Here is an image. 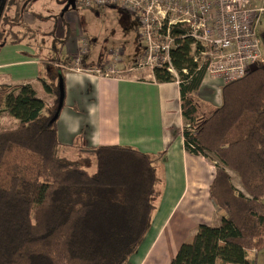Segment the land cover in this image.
I'll use <instances>...</instances> for the list:
<instances>
[{
  "label": "trees",
  "instance_id": "trees-1",
  "mask_svg": "<svg viewBox=\"0 0 264 264\" xmlns=\"http://www.w3.org/2000/svg\"><path fill=\"white\" fill-rule=\"evenodd\" d=\"M35 1L8 0L0 46L36 39L25 21ZM62 60L47 62L63 65ZM172 61L181 76L185 149L214 162L210 194L226 214L218 227L200 226L176 261L254 264L264 247V68L223 85L221 104L201 119L206 68L193 62L190 43L173 50ZM154 76L161 83L177 81L163 69ZM56 87L49 106L31 84L0 85V114L19 121L13 130L0 126V264H127L151 230L160 197L156 163L165 153L98 146L92 150L93 170L60 155ZM229 170L246 194L234 186Z\"/></svg>",
  "mask_w": 264,
  "mask_h": 264
},
{
  "label": "crops",
  "instance_id": "crops-1",
  "mask_svg": "<svg viewBox=\"0 0 264 264\" xmlns=\"http://www.w3.org/2000/svg\"><path fill=\"white\" fill-rule=\"evenodd\" d=\"M254 5L259 10L255 25L261 52L258 67L264 68V0H254ZM109 9L107 11H116L136 22L139 42L137 21L119 8ZM30 14L25 15V21L38 36V31L44 27L40 29V26H35L37 23H31L27 17ZM58 21L56 29L62 32H58L61 40L66 35L62 29L65 25L62 20ZM68 28L73 38L84 37L80 27ZM44 36L42 33L43 39ZM37 42L26 40L16 45L5 43L0 46V85L31 84L38 97L52 106L56 99V86L62 77L65 99L55 123L61 144L60 155L72 162L87 163L91 170L94 169L92 150L98 146H127L155 157L164 152L156 163L161 183L152 227L127 264H180L176 257L181 246L193 240L200 226H220L226 214L217 208L210 194L216 176L214 162L190 154L185 149L179 82H158L154 71L146 73V70L136 69L138 59L133 65L127 64L125 55L120 54L122 58L119 56L121 60H117L115 52L113 59L100 57L95 61L89 60V49L84 46V41L76 44L75 52L79 56L75 53L72 59H63V65H51L50 62L45 63L39 54L57 53L59 48L54 47L51 41L38 38ZM62 48L57 53L59 58H62ZM77 58L81 60V66L76 64ZM70 61L72 68L64 66ZM98 64L101 65L99 69L92 67L78 71L85 65ZM44 83L51 87V91ZM68 126L78 130L68 132ZM229 173L234 186L241 192L245 191L240 178L237 176L235 179L230 170ZM257 256L254 264H264V249Z\"/></svg>",
  "mask_w": 264,
  "mask_h": 264
},
{
  "label": "built area",
  "instance_id": "built-area-1",
  "mask_svg": "<svg viewBox=\"0 0 264 264\" xmlns=\"http://www.w3.org/2000/svg\"><path fill=\"white\" fill-rule=\"evenodd\" d=\"M76 6L119 8L137 21L139 43L145 50L137 61L139 70L150 67L179 75L172 51L190 43L198 69L205 67V78L223 86L244 78L261 57L254 0H76ZM114 55L121 60L119 53Z\"/></svg>",
  "mask_w": 264,
  "mask_h": 264
},
{
  "label": "rangeland",
  "instance_id": "rangeland-1",
  "mask_svg": "<svg viewBox=\"0 0 264 264\" xmlns=\"http://www.w3.org/2000/svg\"><path fill=\"white\" fill-rule=\"evenodd\" d=\"M4 2L5 4L2 8H0V27L6 11L7 2L6 0H4ZM67 4L68 0H38L33 3V11H31L33 16L31 14L27 16L28 20H30L31 23H37L35 26H40V29L41 26L44 27V29L38 31V36L36 39L30 40L31 42L36 44L39 38V40H44L45 42H53L54 47L59 48V50L60 47L63 46L62 59L65 60L73 58V55L76 53V44L81 42L83 43V41L84 46H87V49H89L87 50V53L89 51L88 59L92 61L98 60L100 57L113 59V53L117 52L121 54V56L125 55L124 60L127 64L133 65V63L137 59H140V56L144 54V47H142L137 40V24L135 21L119 14L116 11H107L110 10L109 8L103 10L100 8L92 10L76 6L75 8L71 7L68 10H65ZM35 14L37 16H35ZM58 19L62 20L63 25H65L64 27L62 25V29L65 31L66 35L65 38L61 40L58 39L59 31L56 29V27H59ZM67 26L80 27L81 31L84 33V37H82V39L73 38L70 36L71 31ZM42 33H45L44 39L42 38ZM59 33L61 34L62 32ZM83 47L82 49H85V47ZM59 50L57 51L59 52ZM57 53H40L39 57L46 63L49 59L51 60L59 57V54ZM77 60L78 58L76 59V64L81 66V61L80 63H77ZM67 70L71 69L67 68ZM145 70L147 73L151 70V68L146 67L144 71ZM110 72L112 74L113 71L111 70ZM146 73L143 75H146ZM174 78L178 81L181 80L180 75H177ZM221 87L222 86H219L216 82H212L209 79L205 80V83L199 93L201 119H205L209 115L210 109H214L221 104ZM0 122L2 124L0 125L2 129L13 130L18 127V123H16V121L6 113L0 114ZM211 159L215 160L214 157ZM232 172L234 178L237 179L238 175L234 171ZM243 192L246 193L245 191ZM257 257V255L254 257V262H256Z\"/></svg>",
  "mask_w": 264,
  "mask_h": 264
},
{
  "label": "water",
  "instance_id": "water-1",
  "mask_svg": "<svg viewBox=\"0 0 264 264\" xmlns=\"http://www.w3.org/2000/svg\"><path fill=\"white\" fill-rule=\"evenodd\" d=\"M71 7L72 8L76 7V0H68V4L65 7V10H68ZM59 87H60V99H59L58 111L54 118V121L59 117L61 110L63 108V105H64L65 90H64V81L62 77L60 78Z\"/></svg>",
  "mask_w": 264,
  "mask_h": 264
},
{
  "label": "clouds",
  "instance_id": "clouds-1",
  "mask_svg": "<svg viewBox=\"0 0 264 264\" xmlns=\"http://www.w3.org/2000/svg\"><path fill=\"white\" fill-rule=\"evenodd\" d=\"M78 130V128H75V127H72V126H68L67 127V131L68 132H71V133H74V132H76Z\"/></svg>",
  "mask_w": 264,
  "mask_h": 264
},
{
  "label": "flooded vegetation",
  "instance_id": "flooded-vegetation-1",
  "mask_svg": "<svg viewBox=\"0 0 264 264\" xmlns=\"http://www.w3.org/2000/svg\"><path fill=\"white\" fill-rule=\"evenodd\" d=\"M6 2L8 3V1L6 0ZM5 4L4 0H0V8H2V6ZM7 7V4H6Z\"/></svg>",
  "mask_w": 264,
  "mask_h": 264
}]
</instances>
